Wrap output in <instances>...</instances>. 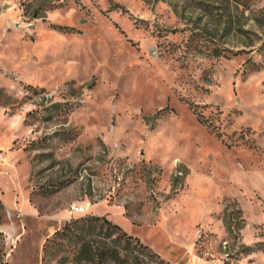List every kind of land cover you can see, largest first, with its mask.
I'll return each mask as SVG.
<instances>
[{"label":"rangeland","instance_id":"374dc122","mask_svg":"<svg viewBox=\"0 0 264 264\" xmlns=\"http://www.w3.org/2000/svg\"><path fill=\"white\" fill-rule=\"evenodd\" d=\"M89 215L264 264V0H0V264H162Z\"/></svg>","mask_w":264,"mask_h":264},{"label":"trees","instance_id":"16d2710c","mask_svg":"<svg viewBox=\"0 0 264 264\" xmlns=\"http://www.w3.org/2000/svg\"><path fill=\"white\" fill-rule=\"evenodd\" d=\"M81 227L86 228L88 232L99 228L102 230H106L109 233L116 234L119 239H121V241L125 243L124 247L126 249H136L137 246L144 255L149 256L153 261L157 262L159 260L162 264H171L161 259L158 254L153 252L151 247L146 244H142L137 238L128 234L119 224L109 220L105 216L89 215L75 219L71 222L66 223L65 227L62 230H58L55 232V235L67 237L71 233H75Z\"/></svg>","mask_w":264,"mask_h":264},{"label":"built area","instance_id":"2783aa9c","mask_svg":"<svg viewBox=\"0 0 264 264\" xmlns=\"http://www.w3.org/2000/svg\"><path fill=\"white\" fill-rule=\"evenodd\" d=\"M85 211V207L82 206V205H73L72 206V212H75V213H82Z\"/></svg>","mask_w":264,"mask_h":264},{"label":"bare ground","instance_id":"6f19581e","mask_svg":"<svg viewBox=\"0 0 264 264\" xmlns=\"http://www.w3.org/2000/svg\"><path fill=\"white\" fill-rule=\"evenodd\" d=\"M86 210V209H85Z\"/></svg>","mask_w":264,"mask_h":264}]
</instances>
